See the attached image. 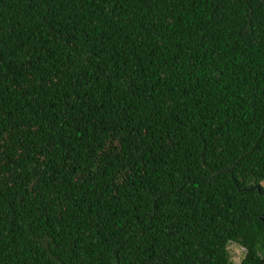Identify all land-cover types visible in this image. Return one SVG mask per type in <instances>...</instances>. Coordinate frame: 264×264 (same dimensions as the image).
Masks as SVG:
<instances>
[{"label": "trees", "instance_id": "trees-1", "mask_svg": "<svg viewBox=\"0 0 264 264\" xmlns=\"http://www.w3.org/2000/svg\"><path fill=\"white\" fill-rule=\"evenodd\" d=\"M264 0H0V264H264Z\"/></svg>", "mask_w": 264, "mask_h": 264}, {"label": "rangeland", "instance_id": "rangeland-1", "mask_svg": "<svg viewBox=\"0 0 264 264\" xmlns=\"http://www.w3.org/2000/svg\"><path fill=\"white\" fill-rule=\"evenodd\" d=\"M228 251H229L231 260L235 264H239L244 258V250L238 245H235V244L230 245L228 247Z\"/></svg>", "mask_w": 264, "mask_h": 264}, {"label": "water", "instance_id": "water-1", "mask_svg": "<svg viewBox=\"0 0 264 264\" xmlns=\"http://www.w3.org/2000/svg\"><path fill=\"white\" fill-rule=\"evenodd\" d=\"M263 222H264V220H263Z\"/></svg>", "mask_w": 264, "mask_h": 264}]
</instances>
